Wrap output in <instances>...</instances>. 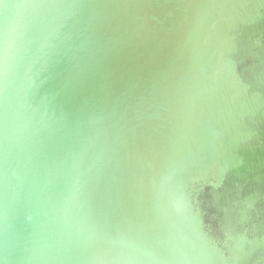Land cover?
<instances>
[{
    "label": "water",
    "instance_id": "95a60500",
    "mask_svg": "<svg viewBox=\"0 0 264 264\" xmlns=\"http://www.w3.org/2000/svg\"><path fill=\"white\" fill-rule=\"evenodd\" d=\"M0 264H264V0H0Z\"/></svg>",
    "mask_w": 264,
    "mask_h": 264
}]
</instances>
